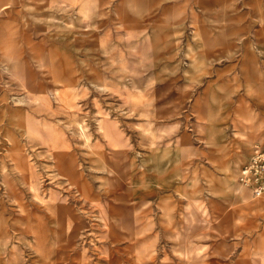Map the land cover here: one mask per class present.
Wrapping results in <instances>:
<instances>
[{"label": "rangeland", "instance_id": "rangeland-1", "mask_svg": "<svg viewBox=\"0 0 264 264\" xmlns=\"http://www.w3.org/2000/svg\"><path fill=\"white\" fill-rule=\"evenodd\" d=\"M198 1L0 0V264H264V0Z\"/></svg>", "mask_w": 264, "mask_h": 264}, {"label": "built area", "instance_id": "built-area-1", "mask_svg": "<svg viewBox=\"0 0 264 264\" xmlns=\"http://www.w3.org/2000/svg\"><path fill=\"white\" fill-rule=\"evenodd\" d=\"M239 181L252 197L264 199V142L255 145L239 170Z\"/></svg>", "mask_w": 264, "mask_h": 264}, {"label": "crops", "instance_id": "crops-1", "mask_svg": "<svg viewBox=\"0 0 264 264\" xmlns=\"http://www.w3.org/2000/svg\"><path fill=\"white\" fill-rule=\"evenodd\" d=\"M218 1H219V0H211V2H212L214 5H218V3H217ZM206 3H207L206 0H199V1H198V4L201 5V6H202V5H205ZM190 17L193 18V13H192V12H191Z\"/></svg>", "mask_w": 264, "mask_h": 264}]
</instances>
